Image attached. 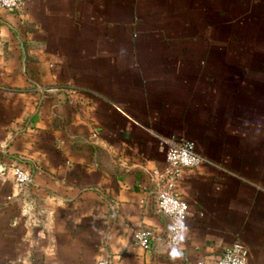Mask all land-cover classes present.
I'll return each mask as SVG.
<instances>
[{"label": "crops", "instance_id": "obj_1", "mask_svg": "<svg viewBox=\"0 0 264 264\" xmlns=\"http://www.w3.org/2000/svg\"><path fill=\"white\" fill-rule=\"evenodd\" d=\"M183 140L202 162L175 181L171 245L156 191ZM234 242L264 264V0L0 10V264H196Z\"/></svg>", "mask_w": 264, "mask_h": 264}, {"label": "built area", "instance_id": "obj_2", "mask_svg": "<svg viewBox=\"0 0 264 264\" xmlns=\"http://www.w3.org/2000/svg\"><path fill=\"white\" fill-rule=\"evenodd\" d=\"M24 5V0H0V10L14 11ZM167 167L165 178L156 191V210L168 217L170 229L167 243L177 245L180 241L183 224L188 214V204L174 193V185L183 168H192L202 162V157L193 149L190 141L167 143ZM14 182L22 189L31 182V175L20 167L13 170ZM151 232L141 229L135 232L134 241L142 249L150 247ZM96 264H110L108 258L99 259ZM196 264H247V250L240 242L224 248L219 259L214 262L197 261Z\"/></svg>", "mask_w": 264, "mask_h": 264}]
</instances>
